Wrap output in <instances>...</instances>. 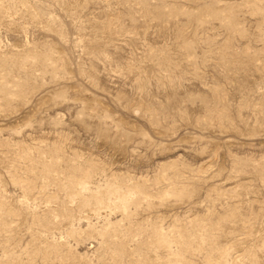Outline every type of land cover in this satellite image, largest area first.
Masks as SVG:
<instances>
[{"label":"rangeland","instance_id":"rangeland-1","mask_svg":"<svg viewBox=\"0 0 264 264\" xmlns=\"http://www.w3.org/2000/svg\"><path fill=\"white\" fill-rule=\"evenodd\" d=\"M0 264H264V0H0Z\"/></svg>","mask_w":264,"mask_h":264}]
</instances>
